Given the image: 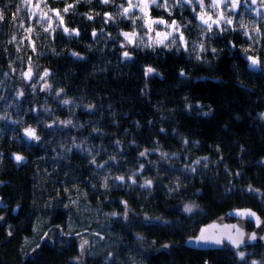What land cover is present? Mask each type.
I'll return each mask as SVG.
<instances>
[{"label":"trees","instance_id":"obj_1","mask_svg":"<svg viewBox=\"0 0 264 264\" xmlns=\"http://www.w3.org/2000/svg\"><path fill=\"white\" fill-rule=\"evenodd\" d=\"M157 2L167 7L153 6L152 15L180 25L167 47L135 39L137 16L119 14L126 0H47L62 12L54 27L32 23L26 9L16 22L3 15L0 140H13L2 148L27 161L1 165L0 264H264L263 245L185 246L232 208L264 216V65L255 70L247 60L264 53V29L223 21L209 31L196 0ZM28 66L34 85L21 84ZM45 72L50 87L41 90ZM28 124L41 144L21 138ZM38 228L52 242L34 250ZM85 230L104 236L82 263L83 235L75 233Z\"/></svg>","mask_w":264,"mask_h":264},{"label":"rangeland","instance_id":"obj_2","mask_svg":"<svg viewBox=\"0 0 264 264\" xmlns=\"http://www.w3.org/2000/svg\"><path fill=\"white\" fill-rule=\"evenodd\" d=\"M186 1V0H185ZM194 0H188L187 3L191 4ZM206 1L204 5V8H201L202 13L205 14L207 16V18H210V22L212 23L213 20H218L219 19V26H221V23L224 20L227 19H231L233 20V18L236 21H240L241 23H243L242 21H247V23L245 24H249V27L256 29H264V6L263 5H253L252 3H249L245 0H242V2L245 1V5L241 6L238 14H236L233 10V8L231 7V3L235 2V0H227V3L225 2V0H217V3L219 4L218 7L213 8L211 7V4L213 2V0H202ZM139 2V0H133V3H137ZM157 2V0H156ZM39 4V8H36V5ZM150 5H154L152 3H150ZM149 5V6H150ZM28 10L29 11V17L32 20V23H36V24H40V25H46V27L48 26H57L58 25V20L60 19V17H62V12L60 9H55V8H49V6L46 5V2H44V0H23L22 2H20V5L17 9L14 10V12L10 13V17H12L13 21L16 22V20H18L19 18H22L23 14H24V10ZM53 10H57L59 11V16H57L56 11ZM150 8L147 9V14L144 15L143 13H141L139 10H135L133 12L134 16H137L139 22L141 23L140 27L137 30V34H136V40L140 39L141 41L145 40V42H147L148 44H151L152 46H159V45H166L169 42L172 43L173 40L175 39L176 34H179V29L176 30L173 27H169V25H171L172 22H169L167 19L162 18V17H155L150 13ZM33 12L36 13V15H33ZM223 13V17L221 18L220 14ZM249 14V15H247ZM144 16V19H140L139 17ZM234 16H240L239 19H237V17ZM246 16H248V18H246ZM245 17V18H243ZM21 20V19H20ZM146 20H152V21H156V20H163L166 22V24H156L153 23L151 25V29H149L147 26L145 25V21ZM233 22V21H232ZM216 24V23H215ZM213 26H218V25H214ZM252 30V29H251ZM171 32L172 35L171 36H167L165 37V33H169ZM157 33H160L161 35H157ZM25 36L22 37V39ZM135 35L133 34H129L128 38H131L132 40H134ZM158 40H163L164 43L160 44V43H156V41ZM9 41H15L12 39H9ZM17 44L20 45L19 41ZM260 59V61L263 63L264 65V53H260V55H257ZM29 65H32V63H30ZM25 71V70H24ZM23 73V72H22ZM23 76V75H22ZM9 79V78H8ZM4 78L0 79V83H3ZM42 81H40V78H38L36 80V82H39V85L41 88V90H45V85H48L46 79H41ZM35 82V84H37ZM8 88L13 92L15 96L16 95V85L15 83L12 81L9 85ZM23 88V87H22ZM2 87H0V91H2ZM19 93H21L20 91H18ZM18 94V93H17ZM3 118H5L4 113L1 111L0 109V120H2ZM108 179V177H107ZM106 179V180H107ZM74 204L76 206L79 205V200L76 199ZM71 226V230L73 229L72 227L74 226V224L72 223ZM62 232L65 233V230L63 229V227L61 228ZM42 229L38 228L35 230V234H36V239L39 238L40 241L36 242V244L34 245L33 249H37L38 246L45 241L46 238L50 237L47 234H41ZM75 234H80L81 236L83 235L82 240L80 241V245L82 247L83 244H88V248L86 251H82V249L80 248V254L79 256L76 258L75 261L77 262H82L84 263L85 260L87 259V257L89 255L95 254L99 247L101 246V238H103V234L102 233H93L92 231H81L80 233H75ZM87 234V235H86ZM90 234V235H89ZM96 234V235H95ZM99 235V238H96L95 236ZM31 243H34L35 241L31 240ZM244 253V252H243Z\"/></svg>","mask_w":264,"mask_h":264},{"label":"water","instance_id":"obj_3","mask_svg":"<svg viewBox=\"0 0 264 264\" xmlns=\"http://www.w3.org/2000/svg\"><path fill=\"white\" fill-rule=\"evenodd\" d=\"M235 3L237 4V7L234 10L238 12L240 1L238 0ZM249 57L257 58L260 61L258 56L251 55ZM248 61L250 60L248 59ZM29 68H31L32 70L31 78L24 77L26 82L28 83L32 81L34 75V69L32 66H28L24 72H27ZM253 68L258 69L259 65L253 66ZM42 77L43 79H45L47 76L43 75ZM27 129L34 130L35 135L39 137V140L33 139L30 136H28L26 133ZM20 136L28 144L39 145L43 142V135L41 134L39 128L34 124H28L23 126L20 130ZM17 155L22 156L23 159L21 161H17L15 159ZM9 156L11 160L14 161L15 163L20 164L27 161V156L21 152H11ZM21 207H22V203H18L17 205H15L12 210V215L17 216L20 212ZM245 212L255 213V216L238 215V213H245ZM257 220H259V223H257ZM248 222H251L253 224L252 229H248L247 227ZM202 230H204L203 234L206 236H214L217 238H221L222 243L216 244L210 241L198 242L195 238L202 234ZM241 233L243 234L242 236ZM253 235L255 236V239H252ZM228 237H231L234 240H241L242 243H240L239 247H237L236 245L228 241L227 239ZM46 241L49 243L52 242L49 238H47ZM225 245H229L234 249H241L251 245L264 246V216L261 215L257 210L249 206L235 207L228 210L225 214L216 217L214 220L203 224L196 235L187 238V240L185 241V246L194 250H218V249H222ZM87 248H88V244H83L81 247L82 251H86ZM34 257L35 255L33 254L32 258Z\"/></svg>","mask_w":264,"mask_h":264},{"label":"snow or ice","instance_id":"obj_4","mask_svg":"<svg viewBox=\"0 0 264 264\" xmlns=\"http://www.w3.org/2000/svg\"><path fill=\"white\" fill-rule=\"evenodd\" d=\"M89 2H91V0H89ZM101 2L104 3V4H108L110 2V0H101ZM186 2H188V0H186ZM225 2L227 3V0H225ZM253 2H255V0H253ZM126 3H127V7H125L124 5H120L119 6L122 9V12H120L119 14L122 15L123 17H128L135 10H139L144 15L147 14V9L149 8L148 0H139V2H137V3H133V0H126ZM151 3L154 4V5H156V7H161V6H163L165 8L167 7L166 4L165 5L157 4L156 0H151ZM196 3L198 4L199 7H201V8L204 7V5L202 3V0H196ZM218 6H219V4L217 3V0H213V2L211 4V7L216 8ZM71 7H72V5H68L67 7H65L63 9V11L64 12H68L69 11V8H71ZM231 7L233 9H235L237 7V4L235 2H233V3H231ZM36 8H39V4L36 5ZM53 11H56L57 16H59V11H57V10H53ZM33 15H36V13L33 12ZM106 16H108L109 19L112 18L109 14H106ZM220 16L222 18L223 17V13H221ZM88 18L91 19L92 17L89 16ZM139 18L140 19H144V16L142 15ZM3 19H4L3 13L0 12V21H2ZM199 19L202 22V24L207 25V28H208L209 31L212 29V24L213 23L219 24V22H220L219 19H218V20H214L212 23H209V19L210 18L209 19H205V16L203 14L199 16ZM60 21H61V23L63 22V17H60ZM132 23H135V19L132 20ZM153 23H156V24H166V22L163 21V20H156V21L146 20L144 26H147L149 29H151V25ZM224 23L230 25V24H232V20L231 19L224 20ZM169 27H173L174 29L178 30L179 27H180V25H178L177 22L175 20H173L172 23H171V25H169ZM47 30L48 29H45V31H47ZM29 31H32V29H29ZM64 31L65 32H68L69 30L67 28H65ZM73 31H75V30H73ZM255 31L259 34V28H256ZM76 34H78V33H76ZM122 34L125 36V38H128V36H129V33H122ZM93 35H95V33H93ZM157 35L159 36L161 34L160 33H157ZM164 35H165V37H167V36H171L172 33L169 32V33H165ZM179 38L181 40H183V33H180ZM13 40H15V37H13ZM173 42H175V39L173 40ZM156 43L163 44L164 41L163 40H158V41H156ZM148 46L151 47L152 45L149 44ZM165 47H167V45H165ZM201 47H203V46H201ZM124 56L125 57H128L129 56V53L128 52H124ZM248 59L251 61L252 66H258L260 64V61L257 58L249 57ZM148 71L149 72H152L153 70L152 69H148ZM22 75L25 78H31V75H32L31 68H29V70L27 72L22 73ZM47 75H48V73L45 72L44 73V76H47ZM41 79H43V77ZM45 87L47 88V87H50V86L49 85H45ZM22 94L23 93H18V95H22ZM63 103L64 104H68L69 101L68 100H65V101H63ZM63 123L71 124V121H64ZM26 133L31 138L36 139V140H39V137L35 135L34 130L27 129L26 130ZM146 154H147L146 152H141L140 153L141 156H145ZM15 159L17 161H21L23 159V157L17 155L15 157ZM93 163H95V160H93ZM196 163L199 164L200 161H196ZM99 167H103V165H100ZM142 167L143 166L141 165V168ZM192 170L195 171V169H192ZM117 179L123 181L124 177H117ZM132 183H135V180L134 179L132 180ZM150 185H151V181H145V185H144L145 187H150ZM105 186H107V183L106 182H105ZM184 211L185 212H188V213H191L193 211V206H191V205L185 206L184 207ZM238 215L255 216V213L245 212V213H238ZM257 223H259V220H257ZM203 232H204V230H202V234L200 236H198V237L195 238L198 242H209L210 241V242H213V243H216V244L222 243V239L221 238H217V237H214V236H206V235L203 234ZM242 235L243 234L241 233V236ZM227 239H228V241L230 243L236 245L237 247H239V244L242 243L241 240H234L231 237H228ZM252 239H255V236L254 235H253ZM244 255L245 254L243 252L240 253V256L242 258L244 257ZM253 264H256V262L254 261Z\"/></svg>","mask_w":264,"mask_h":264},{"label":"flooded vegetation","instance_id":"obj_5","mask_svg":"<svg viewBox=\"0 0 264 264\" xmlns=\"http://www.w3.org/2000/svg\"><path fill=\"white\" fill-rule=\"evenodd\" d=\"M23 0H0V12H2L3 13V15H7V13L8 14H10L11 12H14V10L15 9H17L18 7H19V5H20V2H22ZM236 1H238V0H235V2ZM240 1V0H239ZM44 2H46V5L48 6V3H47V0H44ZM148 3H149V5H150V3H151V0H148ZM158 3V2H157ZM245 5V1L244 2H242V0L240 1V6H239V10H240V8H241V6H244ZM153 6H155V5H150L149 6V8H150V13H151V9H152V7ZM204 8V7H203ZM234 10V9H233ZM198 12V19H199V16L200 15H202L203 13H202V11L201 10H198L197 11ZM234 12L236 13V14H238V12H236L235 10H234ZM152 14V13H151ZM204 16H205V18L206 19H209V18H207V16L205 15V14H203ZM234 17H236V16H234ZM200 20V19H199ZM214 21V20H213ZM212 21V22H213ZM233 22H232V25L234 24V23H236L237 21L233 18V20H232ZM209 23H211L210 22V20H209ZM214 25H218L219 26V24H215V23H213ZM213 24H212V29L214 30V27L215 26H213ZM217 26V27H218ZM205 27H207V25H205ZM211 29V30H212ZM254 56H257V55H254ZM248 60V59H247ZM248 63L252 66V64L250 63V61H248ZM261 61H260V64H259V68L258 69H255V70H259L260 69V66H261ZM252 68H253V66H252ZM24 77V76H23ZM34 78H35V74L33 75V79H32V81L30 82V83H32L33 84V81H34ZM22 83L21 84H23V82H26V80H25V78H24V80L23 81H21ZM26 83H28V82H26ZM34 85V84H33ZM24 141V140H23ZM25 142V141H24ZM5 143H8V144H13V140H8V139H2V140H0V173H1V171H3V169L1 168V165H6V161H9V159L11 160V158H10V156H9V154L11 153V152H21V153H23L22 151H20V150H18V151H9L8 153H7V151L5 150V149H3L2 148V144H5ZM14 162V161H13ZM46 241V240H45ZM32 255H33V253H31L30 254V257L32 258ZM35 258V257H34Z\"/></svg>","mask_w":264,"mask_h":264},{"label":"bare ground","instance_id":"obj_6","mask_svg":"<svg viewBox=\"0 0 264 264\" xmlns=\"http://www.w3.org/2000/svg\"><path fill=\"white\" fill-rule=\"evenodd\" d=\"M47 239V238H46Z\"/></svg>","mask_w":264,"mask_h":264}]
</instances>
